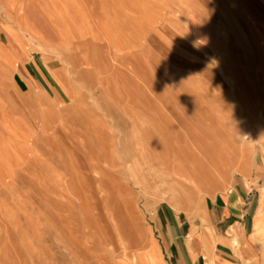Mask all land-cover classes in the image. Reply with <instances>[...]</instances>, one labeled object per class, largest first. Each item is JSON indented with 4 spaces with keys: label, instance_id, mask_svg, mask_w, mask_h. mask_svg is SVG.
Returning a JSON list of instances; mask_svg holds the SVG:
<instances>
[{
    "label": "rangeland",
    "instance_id": "rangeland-1",
    "mask_svg": "<svg viewBox=\"0 0 264 264\" xmlns=\"http://www.w3.org/2000/svg\"><path fill=\"white\" fill-rule=\"evenodd\" d=\"M263 89L264 0H0V264H171L232 189L264 264Z\"/></svg>",
    "mask_w": 264,
    "mask_h": 264
},
{
    "label": "crops",
    "instance_id": "crops-1",
    "mask_svg": "<svg viewBox=\"0 0 264 264\" xmlns=\"http://www.w3.org/2000/svg\"><path fill=\"white\" fill-rule=\"evenodd\" d=\"M189 19L194 20L192 16ZM255 92V97L242 104V112L250 114L264 108V89ZM253 125L249 126L250 134L256 128L263 130L261 119L254 120ZM207 210L205 220L189 223L186 229L179 221L173 230L165 227L162 239L171 264H261L259 248L251 245V227L257 215L254 202L241 190L232 189L213 197Z\"/></svg>",
    "mask_w": 264,
    "mask_h": 264
}]
</instances>
